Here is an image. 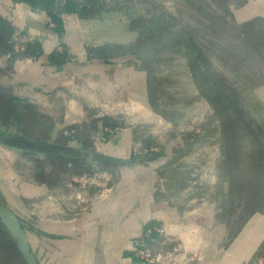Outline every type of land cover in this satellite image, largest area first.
Segmentation results:
<instances>
[{
    "label": "rangeland",
    "instance_id": "rangeland-1",
    "mask_svg": "<svg viewBox=\"0 0 264 264\" xmlns=\"http://www.w3.org/2000/svg\"><path fill=\"white\" fill-rule=\"evenodd\" d=\"M255 1V14H264V0ZM13 2L55 30L54 66L62 71L84 68L80 78L73 76L68 85H37V98H32L21 87L20 77L27 62L40 57V47L34 44L39 54L30 61L27 52L15 53L14 39L0 43V88L20 99L6 121L0 117V201L27 224L32 245L37 247L34 221L43 228L45 221L61 224L77 217L82 212L77 204L80 190L105 193L118 180L119 170L99 154L96 158L103 164L84 163L80 174L62 172L56 169L55 158L48 157L53 153L38 152L27 140L54 142L62 132L68 138L66 144L103 153L102 145L124 128L134 132V158L164 151L163 180L194 216L192 224L205 229L193 232L195 247L187 257L199 262L211 257L202 247L217 235L214 230L219 222L230 227L224 241L234 238L243 222V217L234 215L243 210L246 214L251 201L261 199L264 205V66L252 40L243 38L237 28V23L249 17L243 12L248 0L231 1L228 14L213 0H55L51 11L61 22L26 2ZM66 2L74 10L67 11ZM68 18L91 24L84 31L75 29L67 40L62 21ZM19 38L36 42L27 29ZM8 53L12 57H6ZM108 58L133 67L135 82L140 83L137 75L143 76L145 106L137 98L114 101L99 94L101 85L91 68L103 60L110 62ZM214 88L230 97L228 113L236 115L242 109L249 125L239 138L238 164L231 170L235 168L238 176L234 194L225 168L221 117L212 102ZM71 100L80 103L82 115L75 113V119L68 120ZM32 110L44 119H34ZM70 127L79 128L83 137L75 140L76 130ZM2 138L8 143L3 144ZM258 141L263 143L261 148ZM134 148L140 153L134 154ZM42 184L46 187L30 194V189ZM69 193L73 196L67 197ZM236 197L241 198L237 201ZM242 197L249 198L243 203ZM207 245H212L211 240ZM38 250L44 259L45 252Z\"/></svg>",
    "mask_w": 264,
    "mask_h": 264
},
{
    "label": "crops",
    "instance_id": "crops-1",
    "mask_svg": "<svg viewBox=\"0 0 264 264\" xmlns=\"http://www.w3.org/2000/svg\"><path fill=\"white\" fill-rule=\"evenodd\" d=\"M254 1L248 0L244 5L243 12L249 17L242 21L254 17L264 18V14H255L257 12L255 9L258 7ZM0 16L9 21L13 27L12 39L27 29L40 47V57L33 63L28 61L20 77V85L30 91L29 96L37 98L35 96L37 85L44 84L54 88L59 84L61 86L68 85V80L73 76L80 78L81 69L84 70L83 67L62 71L63 69L52 64L54 62L52 53L57 34L53 28L48 26L47 21L40 24L38 17L31 10L14 4L13 0H0ZM62 22H64L63 27L67 40L72 37V31L75 29L84 31L85 27L91 24L90 21L81 18H68ZM108 60L110 62L103 60L92 65L91 68L92 74L95 77L98 76V82L101 85L99 94L102 92L114 101L132 102L133 98H137L140 105L145 106L143 76L137 75L140 78V83L135 82L133 67L126 63L113 62L110 58ZM136 73L138 74V72ZM93 84L95 85L97 82L95 81ZM69 108L68 120L75 119L73 116L75 113L82 115L79 102L71 100ZM133 139V130L124 128L110 136L108 143L102 145L103 153H97L96 156L100 154L126 161L133 160L135 159L132 156ZM2 142L4 144V141ZM67 145L73 147L70 142ZM165 156H160L150 162H129L123 166L109 165L113 169L119 170L118 180L114 181L113 186L100 195L92 191L89 192L90 188L80 190L77 194L80 201L77 204L82 207V212L77 217H69L61 224H56L54 221L49 224L45 221L43 228L39 221H34L32 231L37 247L32 245L30 239L28 241L38 263L141 264L132 255V243L136 237L141 235L150 221L160 222L170 227V235L168 237L159 236L158 241L152 245L155 250L167 251L174 246H179L175 264H196L199 262L191 259L193 257H187V253L195 247L192 245L195 244L192 242L196 241L193 232L202 227L192 224L194 216L189 210L182 207L180 199L174 197L168 182L163 180L160 170L165 162L161 158H165ZM79 157L83 158L81 153H79ZM83 159L84 163H94ZM100 163L104 162L96 164ZM0 168L2 169L1 165ZM44 187H46L44 184L35 186L29 192L32 194L31 191L34 190L36 193L37 189L40 190ZM72 196L71 193L67 195V197ZM240 198L236 197V200L239 201ZM247 198L249 197H242L243 203ZM243 212L234 216H248V219L242 222L234 232V236H232L234 238H231L229 242L224 240L230 227L225 221L219 222L214 230L217 234L214 237L215 240L208 238L204 248L202 247V250L211 253V257L205 258L199 264H264V258L261 259L264 254V251L261 252L264 246V211L257 210L249 215ZM49 225L51 228H48ZM202 230L205 231L203 228ZM209 240L212 242L211 246L207 245ZM39 248L45 252L44 259H42V254H39ZM195 253L197 252L195 251Z\"/></svg>",
    "mask_w": 264,
    "mask_h": 264
},
{
    "label": "trees",
    "instance_id": "trees-1",
    "mask_svg": "<svg viewBox=\"0 0 264 264\" xmlns=\"http://www.w3.org/2000/svg\"><path fill=\"white\" fill-rule=\"evenodd\" d=\"M28 3L35 9H41L52 15V18L56 22H61L60 17L54 15L51 11V7L54 5L55 0H19ZM239 2L240 0H213V2L218 5L224 14H228L230 11V2ZM232 3V2H231ZM67 4L66 10L72 11L74 7L69 6ZM228 24V23H227ZM233 27V25L228 24ZM237 28L239 33L243 38L252 40V44L254 50H256V57H258L264 66V18L262 17H254L249 20L243 21L241 23H237ZM13 35V27L10 22L0 16V43L9 42V39L12 38ZM225 40V39H224ZM35 45L39 47L37 42H34ZM193 67V65H191ZM201 69V68H200ZM263 75V73H262ZM214 98L212 99L213 105L218 113H220L221 117V127L222 133L224 135V154L226 158V170L230 174L231 181V193L234 194L235 187L239 184L237 177L235 176L234 169L231 172L233 166L238 164L237 155L239 152V138L243 135V131H249V125L244 119V114L242 109H238V105H235L233 108L236 112V115H232L230 112L228 113V105L230 101L229 96H225L223 90L219 88H214ZM20 99L18 97L9 96L0 88V117L4 121H6L13 112L16 111V107L18 106V102ZM227 101V102H226ZM24 106L27 109L31 110L30 104L26 103ZM32 117L34 119H44V116L39 115L35 111H31ZM107 124L106 122L104 125ZM95 127V123L92 125ZM70 129L76 130V135H74L75 139H81L82 133L79 128L70 127ZM252 133V131H251ZM7 140V139H6ZM37 140H42L41 138H37ZM68 138L62 135V132L59 133L54 143L59 145H67ZM4 143H8L4 140ZM262 144V145H261ZM258 146L261 148L263 143L258 141ZM69 157H62L57 155H48V157H53L56 160V169L59 168L62 172H69L73 174H80L82 172V168L84 166V159L79 157V153L74 151H65L64 152ZM236 156V157H235ZM234 160V161H233ZM235 164V165H234ZM262 197V196H260ZM254 202V203H253ZM263 203L260 199L256 201H251L246 207V213L252 214L254 211L260 210L264 211L262 207ZM251 207V208H250ZM248 216L243 217V221H247ZM155 221H150L147 226H152ZM146 226V227H147ZM264 250V246L261 251ZM0 264H26L21 253L18 250L17 244L13 237L9 234L6 228L0 222Z\"/></svg>",
    "mask_w": 264,
    "mask_h": 264
},
{
    "label": "water",
    "instance_id": "water-1",
    "mask_svg": "<svg viewBox=\"0 0 264 264\" xmlns=\"http://www.w3.org/2000/svg\"><path fill=\"white\" fill-rule=\"evenodd\" d=\"M9 138V137H6ZM3 140V138H2ZM4 141V140H3ZM29 144H31L38 152L41 153H53L54 155H59L62 157H69L64 152L65 151H74L81 153L83 158L88 161L99 163L100 161L96 158L97 152L95 151H84L82 148L72 147L69 145H59L54 142L43 141V140H27ZM85 154V155H84ZM165 155L164 151H157L147 157L144 158H135L130 161H126L123 159H118L114 157H108L101 155L102 158L106 160V163L109 165H117L123 166L128 164L129 162H143V161H153L160 156ZM70 158V157H69ZM82 158V157H81ZM0 222L9 232V234L15 240L18 250L21 253L26 264H39L35 254L32 252L29 241L26 235V227L25 224L18 215L10 208V206L0 201Z\"/></svg>",
    "mask_w": 264,
    "mask_h": 264
},
{
    "label": "built area",
    "instance_id": "built-area-1",
    "mask_svg": "<svg viewBox=\"0 0 264 264\" xmlns=\"http://www.w3.org/2000/svg\"><path fill=\"white\" fill-rule=\"evenodd\" d=\"M15 53H28L27 60L37 59L38 52L34 46L33 39H25L16 37ZM15 54H13L14 56ZM6 57H12L11 53H8ZM146 152V151H144ZM133 153H140L136 148L133 149ZM142 157V156H140ZM170 235V227L166 224L155 222L152 226H147L139 235L133 240L132 243V255L141 264H175L176 252L179 246H174L167 251L155 250L153 244L158 241L159 236L168 237Z\"/></svg>",
    "mask_w": 264,
    "mask_h": 264
}]
</instances>
